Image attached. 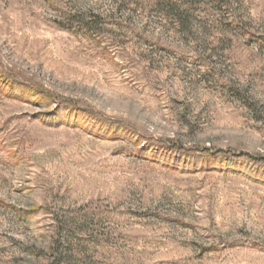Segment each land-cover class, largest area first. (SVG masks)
Wrapping results in <instances>:
<instances>
[{
    "label": "rangeland",
    "instance_id": "obj_1",
    "mask_svg": "<svg viewBox=\"0 0 264 264\" xmlns=\"http://www.w3.org/2000/svg\"><path fill=\"white\" fill-rule=\"evenodd\" d=\"M0 264H264V0H0Z\"/></svg>",
    "mask_w": 264,
    "mask_h": 264
}]
</instances>
